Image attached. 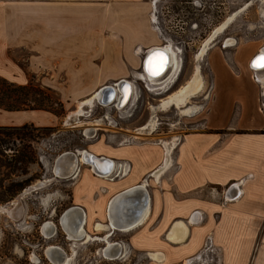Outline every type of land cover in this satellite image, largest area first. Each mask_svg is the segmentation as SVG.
<instances>
[{"label": "crops", "instance_id": "crops-1", "mask_svg": "<svg viewBox=\"0 0 264 264\" xmlns=\"http://www.w3.org/2000/svg\"><path fill=\"white\" fill-rule=\"evenodd\" d=\"M149 7L147 0H0V61L137 59L138 50L157 46ZM255 54L208 59L211 85L201 127L183 135L173 156L157 142L86 148L112 161V175L79 163L67 176L70 201L81 208L83 226H104L99 230L106 233L91 239L104 242L100 254L112 246L115 255L105 259L135 254V264H184L210 235L222 264H264V70L252 69ZM57 117L0 107V126L46 125ZM122 161L130 163L125 173ZM110 210L121 221L144 212L122 229L110 225Z\"/></svg>", "mask_w": 264, "mask_h": 264}, {"label": "rangeland", "instance_id": "rangeland-1", "mask_svg": "<svg viewBox=\"0 0 264 264\" xmlns=\"http://www.w3.org/2000/svg\"><path fill=\"white\" fill-rule=\"evenodd\" d=\"M147 1L150 23L157 34L153 45L172 46L180 60L177 77L165 89L149 90L148 81L138 75L148 48L138 50L137 59L0 61L1 77L15 84L38 85L43 89L38 103L45 105L50 104L44 92L48 87L63 107V114L50 124H32L34 128L18 133L0 130V206L10 208L12 214L10 217L0 211V264H54L44 252L48 245L61 247L72 257L71 264H135V254L127 261L105 259L99 252L102 240L66 238L58 220L65 209L73 206V179L53 174L55 157L64 151L77 152L91 146L117 148L150 142L159 143L163 153V142L170 145L173 156V146L183 135L201 127L211 85L208 59H249L264 47V0ZM227 38L231 43L224 47ZM202 48L204 52L198 56ZM196 69L202 88L186 104L162 108V100L190 80ZM120 78L133 84L128 104L118 108L115 103L100 105L95 101L79 106L98 87ZM186 108H191V112L185 113ZM90 124L95 125L96 131L86 137L84 129ZM23 153L25 161L20 160ZM81 169L87 167L82 165ZM43 180L40 186L31 187ZM14 200L17 202L12 204ZM46 221H52L56 228L48 238L41 233ZM91 226L84 225L92 237L106 233L105 229L94 225V230ZM120 236L116 233L110 238L115 241Z\"/></svg>", "mask_w": 264, "mask_h": 264}, {"label": "bare ground", "instance_id": "bare-ground-1", "mask_svg": "<svg viewBox=\"0 0 264 264\" xmlns=\"http://www.w3.org/2000/svg\"><path fill=\"white\" fill-rule=\"evenodd\" d=\"M230 41L231 39L227 38L225 40L224 47L228 46L231 43ZM203 52L204 49L202 48L198 56H201ZM250 61H252L253 65H260V66H254L256 70H263L264 47L258 50V52L251 58ZM179 67H180V60L177 57L176 50L172 46H167L166 49L162 48V46H154L150 48L144 55L141 64V72L144 73V80L148 81L147 86H164L166 82L170 84L174 81V79L177 77V74L179 73L178 72ZM169 68L171 69L169 70L170 72L166 80L164 74ZM141 78H143V76ZM201 88H202V79L198 74V69H196L195 75L185 84L180 86L177 90L172 92L167 98L162 100L160 105L162 106V108H166L168 106L180 107L186 104L188 99L192 97L195 93H197ZM132 94H133L132 82L127 79L120 78L116 80L114 83L103 84L100 87H98L93 93L89 95V97L80 101L79 106L81 107L82 104L91 105L93 102L96 101L100 105L115 103L116 107L121 108L126 104H128V102L132 98ZM183 111L185 113H189L191 112V108H186L185 110L183 109ZM76 112H80V109H77ZM93 124L96 125L97 122H94ZM95 125L90 124L89 127L84 129V134L86 137H92L94 135L96 131ZM163 144L165 145V148L168 150L169 145H167L164 142ZM84 162L90 163L92 165V169L96 171L97 174L101 173L102 175L100 174L98 175L102 177L105 175L110 176L109 174L112 175L111 173L112 161L109 158L106 157L104 158L103 156L96 155L88 151L87 149L78 150L77 152L64 151L63 153L58 154L54 159V163L51 170L56 177H67L73 173V171L75 170V168L79 163H84ZM44 181L45 180L35 182L31 187L41 184L42 182L44 183ZM141 188L144 190L143 187ZM134 189L130 190L131 191L130 193H132ZM128 196L129 195H127V197ZM144 198H146V195L143 196V199ZM120 199L121 197L117 198L116 201ZM123 199L125 200L126 198ZM16 200H14L12 204H15L17 202ZM79 209L80 208L77 207V208H68L64 210V212L62 213L63 215L59 218V224L64 234L67 236V239L74 241L82 240L86 242L87 240L91 239V236L86 232L83 226V214ZM0 211L6 212V214L10 217L12 215L10 208L8 209L5 206H0ZM143 212L144 210L137 212V218L121 221L118 218H114L115 216L113 215V211L110 210L109 214L111 215V217H113V219H111L110 221V225H112V227L125 229L137 223ZM96 227L98 229H102L104 226L102 224H98L96 225ZM47 228H50L52 231V229L54 230V225L50 223V224H46L42 228L43 234L45 236H50L51 231H47ZM109 246L110 245L107 244L106 246L107 248L102 249L101 251V255L104 256L105 258L108 257L112 258V256L115 255L112 246L110 247ZM44 252L45 255L54 264H62V263L68 264L69 260L71 259V256L70 258L67 257L64 250L57 245L46 246Z\"/></svg>", "mask_w": 264, "mask_h": 264}, {"label": "trees", "instance_id": "trees-1", "mask_svg": "<svg viewBox=\"0 0 264 264\" xmlns=\"http://www.w3.org/2000/svg\"><path fill=\"white\" fill-rule=\"evenodd\" d=\"M45 100H47L50 104H42L38 103L39 97L38 95L41 90H43L38 85H34L31 82L26 84H15L5 78L0 77V107L5 110H33L40 109L46 110L56 116H60L63 114L62 103L61 101L51 93L50 88L45 87ZM33 94H37L33 96ZM40 102V101H39ZM54 105L59 106L60 109L54 107ZM34 128L32 124H23L20 126H0V130H8L12 132H19L24 129ZM26 154L23 153L21 157V161H25Z\"/></svg>", "mask_w": 264, "mask_h": 264}, {"label": "built area", "instance_id": "built-area-1", "mask_svg": "<svg viewBox=\"0 0 264 264\" xmlns=\"http://www.w3.org/2000/svg\"><path fill=\"white\" fill-rule=\"evenodd\" d=\"M253 70L256 68L253 66ZM257 79L256 76H254ZM260 109L264 112V101L260 103ZM122 165V173L129 171L130 163L127 161L119 162ZM184 264H222L220 248L216 246L210 235H207L200 247V249L188 256Z\"/></svg>", "mask_w": 264, "mask_h": 264}, {"label": "flooded vegetation", "instance_id": "flooded-vegetation-1", "mask_svg": "<svg viewBox=\"0 0 264 264\" xmlns=\"http://www.w3.org/2000/svg\"><path fill=\"white\" fill-rule=\"evenodd\" d=\"M160 46H162V48H165L166 49V47L168 46V45H160ZM171 68H169L167 71H166V73L164 74L165 75V77H166V80H167V76H168V74H169V70H170ZM138 75H139V77L141 76H143V78H141V79H144V73H142V72H140V73H138ZM169 84H168V82H166V84L164 85V86H147V88L150 90H160V89H165V86H168ZM93 124V123H92ZM74 208H77V207H75V206H73ZM81 209V208H80ZM61 216V215H60ZM85 216V215H84ZM53 224V222L52 221H46V222H43V224H42V226H41V233L43 234V232H42V228L46 225V224ZM54 225V224H53ZM44 229H46V228H44ZM47 231H51V229L50 228H47ZM56 232V228H55V225H54V230L52 229V231L50 232L51 233V235H52V233L53 232ZM50 235V236H51ZM43 236L44 237H46V238H48L49 236H45L44 234H43ZM66 256L67 257H69L70 258V256H68L67 254H66ZM72 258V257H71ZM71 259L69 260V262H68V264H71ZM63 264V263H62ZM64 264H66V263H64Z\"/></svg>", "mask_w": 264, "mask_h": 264}, {"label": "water", "instance_id": "water-1", "mask_svg": "<svg viewBox=\"0 0 264 264\" xmlns=\"http://www.w3.org/2000/svg\"><path fill=\"white\" fill-rule=\"evenodd\" d=\"M78 154V153H77ZM40 185H37L35 186L34 188L38 187ZM139 187V186H138ZM131 191H124V192H121V193H118L113 199H112V203L113 204H116L118 203L120 200H122L126 195H128ZM144 195H146V193L144 192ZM121 197L120 200L116 201L117 198ZM145 204H146V200L144 199V202H143V208H145ZM58 223H59V220H58Z\"/></svg>", "mask_w": 264, "mask_h": 264}, {"label": "snow or ice", "instance_id": "snow-or-ice-1", "mask_svg": "<svg viewBox=\"0 0 264 264\" xmlns=\"http://www.w3.org/2000/svg\"><path fill=\"white\" fill-rule=\"evenodd\" d=\"M254 66H260V65H254Z\"/></svg>", "mask_w": 264, "mask_h": 264}]
</instances>
